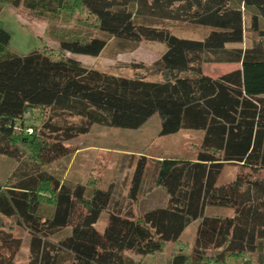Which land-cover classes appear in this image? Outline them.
<instances>
[{
	"label": "trees",
	"instance_id": "obj_1",
	"mask_svg": "<svg viewBox=\"0 0 264 264\" xmlns=\"http://www.w3.org/2000/svg\"><path fill=\"white\" fill-rule=\"evenodd\" d=\"M6 6L50 25L67 16L68 31L56 38L64 54L97 57L104 36L164 47L154 64L161 78L148 80L42 48L13 53L0 27V156L19 162L0 182V218L26 232L25 264H141L196 222L189 252L169 264H262L264 0H0V11ZM166 23L202 32L180 37ZM247 33L251 44L242 47ZM207 64L240 69L210 76ZM33 111L49 113L39 129L25 121ZM154 115L159 136L200 132V144L193 159L160 158L150 168L138 158L127 198L112 184H67L45 169L71 155L66 142L93 125L136 130ZM227 166L234 177L220 182ZM0 242V264H19L21 238L4 232Z\"/></svg>",
	"mask_w": 264,
	"mask_h": 264
},
{
	"label": "rangeland",
	"instance_id": "obj_2",
	"mask_svg": "<svg viewBox=\"0 0 264 264\" xmlns=\"http://www.w3.org/2000/svg\"><path fill=\"white\" fill-rule=\"evenodd\" d=\"M68 17L61 15L54 25L35 20L28 11L12 6H6L0 11V27L10 34L7 49L13 53L25 55L32 50L43 49L47 53L60 57L61 55L73 57L87 68L102 70L114 75L133 77L142 74L148 80H158L161 75L156 72L155 62L159 60L164 47L157 43H129L108 36L105 49L97 57L85 55L64 54L58 48L56 38L67 33L63 27ZM172 31L180 37H198L202 29L187 23H166ZM70 27H75L74 32L85 35L86 31L79 29L73 21ZM94 32V31H93ZM95 35V33H93ZM251 44V36L247 33L242 47ZM226 65L207 64L203 66L205 75L217 76L227 70ZM49 113L33 111L24 116L28 125L37 126L39 129L42 121L48 118ZM32 128V127H28ZM160 124L156 115L152 116L142 127L136 130L102 127L93 125L85 135L74 137L66 142L72 149L71 155L60 158L45 169L56 175L67 184H94L101 188L113 185L115 193H120L122 198L128 197L129 183L134 164L140 157H145L148 167L160 158L193 159L200 144L201 133L181 130L169 136H159ZM9 158L0 156V182L5 184L9 176L18 166ZM230 167H225L220 176V182L230 172ZM156 198V191H153ZM50 208L48 202L43 204ZM213 208L207 210L212 212ZM106 221L102 214L97 229L100 231ZM196 224L188 226L180 237V242L167 244L163 251L148 255L142 259L141 264H169L170 257L176 252H189L195 232ZM10 233L13 237H20L21 246L15 256V262L25 264L28 254V236L25 231L16 227L12 220L0 218V235ZM1 244V242H0ZM139 260L138 256H132ZM248 256L245 257L247 259ZM230 262H233L230 260Z\"/></svg>",
	"mask_w": 264,
	"mask_h": 264
},
{
	"label": "crops",
	"instance_id": "obj_3",
	"mask_svg": "<svg viewBox=\"0 0 264 264\" xmlns=\"http://www.w3.org/2000/svg\"><path fill=\"white\" fill-rule=\"evenodd\" d=\"M246 27H247V24H246ZM219 65H221V66L226 65L228 67V69L224 71L225 73L236 70V69H240V64H219ZM222 74H224V73H222ZM217 76H219V75H217ZM230 168H231L230 172L228 173V175L223 180L224 182L230 181L234 177L235 169L233 167H230ZM224 169H223V171H224ZM195 224H197V222ZM262 257H264V253H262ZM262 264H264V262H262Z\"/></svg>",
	"mask_w": 264,
	"mask_h": 264
},
{
	"label": "built area",
	"instance_id": "obj_4",
	"mask_svg": "<svg viewBox=\"0 0 264 264\" xmlns=\"http://www.w3.org/2000/svg\"><path fill=\"white\" fill-rule=\"evenodd\" d=\"M29 132H31V130H29Z\"/></svg>",
	"mask_w": 264,
	"mask_h": 264
}]
</instances>
